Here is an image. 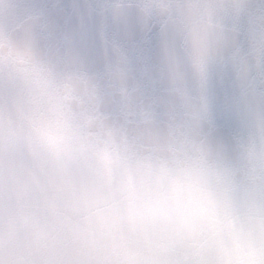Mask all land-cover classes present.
Masks as SVG:
<instances>
[{"label":"snow or ice","instance_id":"6c2138e0","mask_svg":"<svg viewBox=\"0 0 264 264\" xmlns=\"http://www.w3.org/2000/svg\"><path fill=\"white\" fill-rule=\"evenodd\" d=\"M0 264H264V0H0Z\"/></svg>","mask_w":264,"mask_h":264}]
</instances>
